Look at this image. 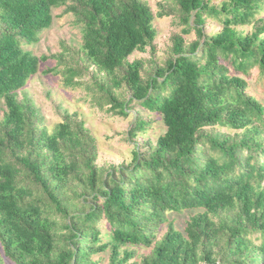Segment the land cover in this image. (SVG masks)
<instances>
[{
	"label": "trees",
	"instance_id": "1",
	"mask_svg": "<svg viewBox=\"0 0 264 264\" xmlns=\"http://www.w3.org/2000/svg\"><path fill=\"white\" fill-rule=\"evenodd\" d=\"M213 1L175 0L180 30L170 56L144 78V62L128 61L156 51L144 0H0V244L14 264H92L90 255L107 249L108 264H126L134 253L124 246H153L141 264H264V99L249 83H264V0ZM62 6L80 28L79 51L24 50ZM207 16L219 32H205ZM247 25L250 32L238 29ZM191 33L197 39L186 43ZM49 58L65 87H84L109 111L126 116L134 102L158 115L164 131L155 144L134 147L129 164L103 173L95 138L75 114L48 133L18 91ZM90 67L99 78L80 81ZM148 125L139 116L129 133ZM185 210L198 211L181 231L168 214ZM102 219L108 239L97 246Z\"/></svg>",
	"mask_w": 264,
	"mask_h": 264
},
{
	"label": "rangeland",
	"instance_id": "2",
	"mask_svg": "<svg viewBox=\"0 0 264 264\" xmlns=\"http://www.w3.org/2000/svg\"><path fill=\"white\" fill-rule=\"evenodd\" d=\"M151 7L155 18L153 25L157 31V36L154 41L156 51L151 55L148 49L145 52L135 51L129 57L128 61L142 60L144 66L142 76L148 77L153 73L157 66H162L165 60L170 56L171 36L179 33L180 25L178 23V15L176 12L175 0H144ZM220 0H214L213 4L217 5ZM159 11L170 12L169 15L159 17ZM53 20L47 29H44L38 34V40L29 45H24L23 49L30 51L33 55L41 57L43 55L50 57L53 54L69 48L75 52L79 51L81 45L80 28L74 24V17L70 12L66 11L64 6L54 8L52 10ZM264 18V10L261 13ZM221 29L220 23L211 17H206L204 30L208 34H215ZM244 32H250L251 25L238 27ZM186 43L196 40L194 33L183 36ZM60 64L55 59H47L39 62L38 72L31 75L25 86L18 91L20 99L32 101L38 108L41 115V125L44 129L51 133L54 126L63 121L66 113L75 114L78 119L83 120L85 127L95 138L97 148L96 164L103 173L111 170L113 167L118 168L122 165L130 163L132 158V149L134 147L141 148V144L149 143L154 145L155 141L163 131L161 119L158 115L144 110L141 106L133 103L128 104V114L126 116L117 115L109 111L110 104L99 103L98 96L91 97L87 90L82 88L71 89L64 86L63 76L60 73ZM49 70L45 73L46 70ZM94 72V78L98 79L100 74L95 73L93 67L89 68V74L80 79L82 82L91 81V73ZM256 73V70H254ZM250 86L252 92L257 97L264 99V83L256 77H251ZM123 99L129 98V93L126 90L119 92ZM142 116L149 125L144 131L137 132L134 137L129 133L134 121ZM216 131L225 132V129L214 128ZM233 133V131H228ZM76 198V197H75ZM88 201V199H87ZM82 203L78 198L76 203ZM198 210H185L181 213H169L168 220L173 226L181 231L184 230L186 222L191 214ZM101 231L103 232L102 239L97 246L107 241L106 232L109 227L105 220L99 222ZM167 224H164L159 230L157 239L166 231ZM63 232V230L61 231ZM153 246H124L120 251L128 249L134 253L133 257L126 264H141V260L145 255H148ZM122 256V253H121ZM0 257L3 264H14L8 259L2 250L0 244ZM110 259V249L100 253H92L90 260L92 264H108Z\"/></svg>",
	"mask_w": 264,
	"mask_h": 264
},
{
	"label": "water",
	"instance_id": "3",
	"mask_svg": "<svg viewBox=\"0 0 264 264\" xmlns=\"http://www.w3.org/2000/svg\"><path fill=\"white\" fill-rule=\"evenodd\" d=\"M214 264H217V263H214Z\"/></svg>",
	"mask_w": 264,
	"mask_h": 264
}]
</instances>
